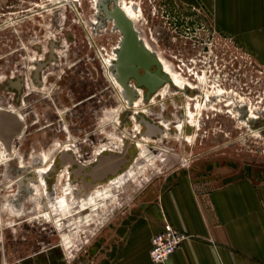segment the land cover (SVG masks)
<instances>
[{
  "label": "rangeland",
  "instance_id": "rangeland-1",
  "mask_svg": "<svg viewBox=\"0 0 264 264\" xmlns=\"http://www.w3.org/2000/svg\"><path fill=\"white\" fill-rule=\"evenodd\" d=\"M53 1L59 0H0V107L21 113L25 122L14 134L10 152L3 156L0 148V264H99L107 255L112 263L114 251L109 250L132 222V209L203 162H215L219 174L230 171L231 177L264 183V62L236 35L217 27L215 17L196 8L172 9L168 0H75L76 10H71V0L56 7ZM127 6L138 11L135 19ZM116 10L130 20L146 49L162 65L167 62L163 68L172 80L177 75L211 90L210 100L212 90L221 88L229 95L227 101L235 98V110L232 103L217 117L209 113L207 120L205 115L200 118L202 103L188 99L201 129L187 119L185 132L197 136L193 144L182 143L175 114L185 105L183 93L167 97L170 85H165L153 105L118 85L123 34L110 15ZM51 53L56 59L46 72L54 76L50 96H43L29 77L33 79L39 61ZM199 79L207 80L206 86ZM57 81L59 89L53 87ZM51 97L59 100L62 118L54 113ZM229 109L230 116L225 113ZM162 119H176V127L157 126L159 133L148 135L144 121ZM4 124L0 120V129ZM112 140L118 144L116 152L102 144ZM72 145L79 147L82 158L76 156L86 165L84 171L77 163L63 165L71 158L65 152ZM110 154L127 161L116 174L94 181L89 174ZM67 183L78 201L92 197L101 186L109 197L84 213L64 215L56 209ZM45 212L54 213L58 227L37 221Z\"/></svg>",
  "mask_w": 264,
  "mask_h": 264
},
{
  "label": "crops",
  "instance_id": "crops-1",
  "mask_svg": "<svg viewBox=\"0 0 264 264\" xmlns=\"http://www.w3.org/2000/svg\"><path fill=\"white\" fill-rule=\"evenodd\" d=\"M168 1L172 9L196 8L215 17L217 27L264 62V0ZM216 167L203 162L151 192L117 235L109 250L114 261L107 255L99 264H157L151 240L166 224L186 239L165 264H264V183L231 177L230 171L219 174Z\"/></svg>",
  "mask_w": 264,
  "mask_h": 264
},
{
  "label": "flooded vegetation",
  "instance_id": "flooded-vegetation-1",
  "mask_svg": "<svg viewBox=\"0 0 264 264\" xmlns=\"http://www.w3.org/2000/svg\"><path fill=\"white\" fill-rule=\"evenodd\" d=\"M133 29L135 31L134 27H133ZM122 34H123V32H122ZM136 34H137V32H136ZM137 36H138V34H137ZM138 38H139V36H138ZM140 43H141V41H140ZM55 46H56V44L53 47H55ZM129 52H131L132 57H133V58L131 57V60L142 61V63L146 62V58L143 56H139V57L135 58L134 55L136 56V53H134L132 50L128 51L126 55H129L128 54ZM148 52L150 53V57H151V58L149 57V59H150L149 60L150 61L149 70L147 71L144 66L137 64L135 66L138 68V70H137L138 76H134V75H127V72L125 69L129 68V65H126V64L129 63L130 61H128V58L126 57V55H124V52H122V46L119 48L118 59H117V71H118L117 77H118V80L122 84L125 83V85L128 87V89H127L128 91L133 89V90H135L138 97L142 96L144 99L150 100L153 105H156L158 95L160 94L159 90L165 85H170L169 89L165 93L167 97L174 96L173 98L176 99V97H177V96H175L177 94L176 92H179V93H183L182 95L186 98L184 107H177L178 110H176L177 111L176 114H178L179 117L176 119H183L184 118L183 116L187 115V112L184 110V108L188 107V109H191V107H190L191 104L189 105L188 99H191V101H197V103H202L203 110L200 113V118H203L202 116L205 115L204 118L207 120H211V117H214V116L217 117L218 115H221V112L224 111V106L229 108V106L232 103L233 104H232L231 108L233 110H235V108H236L235 107V98L233 101H227L229 99V95L228 94L223 95L222 92L224 90L221 88L219 90H212V91H215L214 92L215 94L212 96V99L210 100L209 98H207V91H211V90H209V89L206 90L204 87H200L199 85H195L190 81H188V82L183 81V86L177 87L174 84V81L172 80L171 75H168L166 73V71L164 70L163 65L160 61V57L154 51L152 52V51L148 50ZM52 54L53 53H51V55L47 56L45 59H41V61H39L38 65H37V69L35 70L33 79L31 78V76L29 77L31 79V81H33V83L35 80L36 87L39 89L38 92H40L43 96H50V92H47V91H48L49 86L52 85V83L50 82V75L54 76V73L50 74V73L46 72V70L48 68H50L52 63L54 65V62H55L54 59H56V57L53 56ZM124 63H125V65H124ZM197 66L203 67V65L199 66L198 64H196V68H197ZM217 78H219V77L217 76ZM53 80H54V78H53ZM199 81H201V84H204L206 86L207 80L202 81L199 79ZM53 85H54L53 87H55V88L58 87L56 89H59V85H60L59 81L55 82ZM228 93H230V92H228ZM144 94H145V96H143ZM219 95H221V96H219ZM164 97H165V95L161 96V98L163 100H164ZM51 103L53 105L54 113L57 114L60 118H62L61 113L58 111V110H60L59 106H58L59 100H57V102H56L55 99H53L51 97ZM213 105H215V106L213 107ZM3 109L8 110L7 108H3ZM3 109L0 108V111H2ZM179 109L181 110V112L179 111ZM226 111L227 112H225V113L229 114V116H230V114H232L230 112L231 109L226 110ZM212 112H215V113H212ZM209 113L211 114V117H210ZM176 114H175V117H176ZM232 116H234V115H232ZM249 116H250V114H249ZM22 118H23V120H21L23 123L22 128H25L24 117H22ZM176 119H174L173 123H170V125L174 124L173 126L176 127L175 126L176 124L174 123L176 121ZM257 120H259V118H257ZM199 121H201V120H199ZM187 123H189V121H187ZM162 124H163L162 121H155V122L153 121L152 122V125H154L156 127L157 126L163 127ZM204 125L207 126V123L204 122ZM186 128H188V127L186 126ZM59 153H62V152L60 151ZM65 153L67 155H70V157H71L66 164H63V165H65V167L68 165L74 167V165H76V163L81 165L82 168L86 167V165L82 164L77 159L76 152H75V154L73 152H69V151H66ZM71 161L74 163H72ZM57 170H58V166L55 165V167L53 168V171H57ZM69 174H70V171H69Z\"/></svg>",
  "mask_w": 264,
  "mask_h": 264
},
{
  "label": "bare ground",
  "instance_id": "bare-ground-1",
  "mask_svg": "<svg viewBox=\"0 0 264 264\" xmlns=\"http://www.w3.org/2000/svg\"><path fill=\"white\" fill-rule=\"evenodd\" d=\"M66 0H59V1H57V2H54V4L52 5V6H54V7H56L58 4H62V3H64ZM78 1V0H77ZM77 1H75V0H71V3H70V7L72 8H70L71 10H76V9H78V6H77ZM52 2V3H53ZM120 3V2H119ZM118 3V4H119ZM123 4H124V1H123ZM120 5V4H119ZM119 7V6H118ZM123 7V6H122ZM125 8H128L127 9V11L129 12V16L131 17V18H136L137 17V12L136 11H134V9L132 8V7H129V6H127V7H125ZM126 11V12H127ZM141 11V10H140ZM78 14V13H77ZM79 15V14H78ZM139 15V14H138ZM80 17V16H79ZM81 18V17H80ZM81 20V19H80ZM143 41V40H142ZM144 43H146V42H144ZM148 44V43H147ZM150 45V44H149ZM148 50H149V48H148ZM118 58V57H117ZM165 61V60H164ZM164 64H166L167 62H163ZM163 64V65H164ZM172 67V66H171ZM34 68V67H33ZM170 67H168L167 66V69L169 70V72H171L170 71V69H169ZM172 73V72H171ZM174 73H176V72H173V74ZM170 74V73H169ZM173 76V81L175 80V82H177L178 83V85L180 86V85H183V83H182V78L181 77H178L177 75H172ZM114 77V76H113ZM113 77H111L112 79V81L115 83V81L113 80ZM116 79V78H115ZM202 79V78H201ZM117 81H118V85H121V88L123 89V90H125V87H124V85L117 79ZM116 84V83H115ZM28 86H29V84H28ZM30 87L31 88H33V86L30 84ZM36 87V86H35ZM165 91L166 90H163V94L165 93ZM124 94V93H123ZM124 96V95H123ZM126 99V98H125ZM128 103V102H127ZM125 106V105H124ZM201 106V105H200ZM0 108H2V107H0ZM122 108V107H121ZM127 108V107H126ZM3 109V108H2ZM120 110V109H119ZM186 112H187V115L183 118V119H178V121H176L177 123V128H179V129H181V132H180V140L182 141V143L183 142H185V143H188V144H193L194 142H195V140H196V136H197V133H195V135H187V133L185 132L186 131V126H187V119L189 120L190 119V122L191 123H193V124H196V126H197V129H201V123L194 117V112L192 111V110H188V108H187V110H185ZM199 111V110H198ZM1 112H10V113H14L15 115H17L21 120H23V115L21 114V113H18L16 110H14V109H8V110H5V109H3L2 111H0V113ZM200 113V112H199ZM148 115H150L149 113H148ZM185 115V114H184ZM179 116H178V114H176V118H178ZM162 123H163V126H168V127H170L171 125H170V123H169V121H166L165 119H162ZM190 123V124H191ZM192 126V125H191ZM188 127V126H187ZM120 140V139H119ZM147 140V139H146ZM138 143L140 144V147L141 148H145L144 146L146 145V144H143L142 142H140V141H138ZM73 144V143H72ZM103 144V146H104V149H106V151H109V152H116V146H118V144H116L115 142H113V140L112 141H110V142H105V143H102ZM148 144V143H147ZM68 145V144H67ZM67 145H66V148H67ZM139 146V145H138ZM12 150H15V148H14V144H12ZM58 147V146H57ZM102 147V146H101ZM0 148H1V151L3 152V156L6 154V153H8V151L10 152V148H8V147H6V145H5V143L0 139ZM4 148H6V150L4 149ZM64 148V147H63ZM68 148H69V151H74V152H76V154L78 153L79 155H78V157H80V158H82L81 156H80V151H79V147H76V146H74L73 147V145L72 146H68ZM61 149V148H60ZM70 149H72V150H70ZM99 149V148H98ZM62 150V149H61ZM103 151V149H101L99 152L97 151L96 152V154H95V157H96V155H97V153H98V155L101 153ZM9 155V154H8ZM13 157V156H12ZM94 157V158H95ZM93 158V159H94ZM87 162L86 163H88L89 162V160H86ZM64 173H66V171L64 172ZM67 175H69V172H67L66 173ZM61 176V175H60ZM123 176V175H122ZM68 177V176H67ZM121 178V177H120ZM66 179V178H65ZM61 182V181H60ZM62 185V184H61ZM100 185V184H99ZM98 185V186H99ZM63 187V186H62ZM97 187V186H96ZM64 190L65 191H63L61 194L59 193L58 194V203H59V206H58V209H56V211L57 212H59V211H65L66 213H64V215L65 214H68L69 212L70 213H75V212H78V213H80V211H81V213H84V212H86V211H88V209L90 208V206H92V208H95L96 206H98L99 205V201H100V199L101 198H108L109 196H108V192H106L107 190H105L106 188H105V186H101V187H99L98 189H96L95 190V194L92 196V197H90V198H88V199H86V200H82V201H78V197L77 196H75V194L72 192V190H71V188L72 187H70V185L67 183V184H65L64 185ZM57 194V193H56ZM95 198H97L98 200H96ZM83 199V198H82ZM57 200V199H56ZM81 200V199H80ZM82 203V204H81ZM81 204V205H80ZM45 210H46V208H45ZM53 210V209H52ZM52 210H50L49 209V211H52ZM69 211V212H68ZM43 212V211H42ZM39 213V212H38ZM80 213V214H81ZM41 214V213H40ZM75 216V215H74ZM77 217V216H76ZM66 218H69V217H66ZM36 219H37V221H44V220H46L47 222H49V223H52L53 225H54V227H58V224H59V221L57 220L58 218H56V217H54V213L53 212H45V213H43V214H41V215H39L38 217H36ZM40 219V220H39Z\"/></svg>",
  "mask_w": 264,
  "mask_h": 264
},
{
  "label": "water",
  "instance_id": "water-1",
  "mask_svg": "<svg viewBox=\"0 0 264 264\" xmlns=\"http://www.w3.org/2000/svg\"><path fill=\"white\" fill-rule=\"evenodd\" d=\"M116 19L118 27L123 32V41H122V52H124V55L127 54L128 51H133L136 53V57L143 56L146 58V62L142 63V61H134L131 60L129 63L126 65H129V68H126L127 75H134L138 76L137 70L138 68L135 65H142L146 68V70H149L150 67V53L146 49V47L140 43V39L138 38L136 32L133 29L132 23L130 22L129 19H127L121 12L116 10L114 13L110 14ZM130 53V52H129ZM151 58V57H150ZM125 65V63H124ZM126 89L128 87L123 84ZM0 120L1 122H5L4 124V130L0 129V139L5 143L6 147L9 148L10 142L12 141V138L15 133L20 131L22 129L23 123L21 119L15 115L14 113L10 112H1L0 113ZM145 125L149 128L148 135H156L159 133V129L150 124L149 122L144 121ZM126 158L116 156L114 154H110L107 158L104 159L103 162L100 163L98 168L92 169L91 175L94 179V181H102L104 179H107V177L110 174H116L120 168L121 165L126 163ZM72 162V161H71ZM74 163V162H72ZM81 167V166H80ZM82 171V167L80 168Z\"/></svg>",
  "mask_w": 264,
  "mask_h": 264
},
{
  "label": "built area",
  "instance_id": "built-area-1",
  "mask_svg": "<svg viewBox=\"0 0 264 264\" xmlns=\"http://www.w3.org/2000/svg\"><path fill=\"white\" fill-rule=\"evenodd\" d=\"M185 239L183 234L170 224H166L161 233L152 237L150 251L152 261L157 264L167 263Z\"/></svg>",
  "mask_w": 264,
  "mask_h": 264
}]
</instances>
